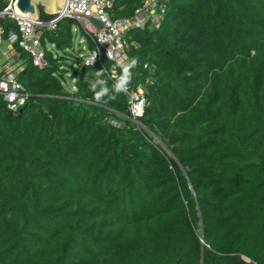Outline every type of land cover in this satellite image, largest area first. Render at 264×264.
I'll return each instance as SVG.
<instances>
[{
    "label": "trees",
    "instance_id": "16d2710c",
    "mask_svg": "<svg viewBox=\"0 0 264 264\" xmlns=\"http://www.w3.org/2000/svg\"><path fill=\"white\" fill-rule=\"evenodd\" d=\"M144 1L114 0L111 19ZM166 6L118 71L145 87L140 126L111 63L82 64L75 20L42 34L43 70L12 46L29 98L0 95V264H264V0Z\"/></svg>",
    "mask_w": 264,
    "mask_h": 264
},
{
    "label": "built area",
    "instance_id": "2783aa9c",
    "mask_svg": "<svg viewBox=\"0 0 264 264\" xmlns=\"http://www.w3.org/2000/svg\"><path fill=\"white\" fill-rule=\"evenodd\" d=\"M16 0H1L0 20L9 19L16 24V29H10L7 38L4 39L6 29L0 25V43L4 40L10 46L18 45L24 52L30 55L35 68L43 70L47 68L46 52L42 46L41 37L46 31H55L62 20H75L85 37L92 41L94 48L83 55L82 64L86 67H94L102 60L111 63L109 77L113 82V90L126 97L130 119L137 122L147 107L145 87L143 84L134 85L129 79L121 78L119 70L135 68L137 60L130 55L132 45L127 41V36L133 30L144 29L147 25L159 28L164 19L170 0H145L142 7L128 19L113 20L110 17L114 0H67L63 11L50 15L48 20H33L29 15L23 16L16 13L14 8ZM83 16V17H81ZM95 18L105 27L104 31L97 32L85 19ZM85 40H81L80 44ZM0 71V95L11 111L20 110L29 98L24 86L19 82L18 75L23 68L17 63L19 56L9 57ZM9 57V58H7ZM144 68H148L145 65ZM102 70H96L95 77L102 75ZM149 82L146 81V84ZM114 126L117 123L112 122Z\"/></svg>",
    "mask_w": 264,
    "mask_h": 264
},
{
    "label": "water",
    "instance_id": "95a60500",
    "mask_svg": "<svg viewBox=\"0 0 264 264\" xmlns=\"http://www.w3.org/2000/svg\"><path fill=\"white\" fill-rule=\"evenodd\" d=\"M67 0H20L14 1V8L16 13L27 16L31 19L39 21L41 18L42 8L47 15H53L64 10ZM83 17V16H81ZM97 32L104 31V25L95 18H85ZM22 113V111H20Z\"/></svg>",
    "mask_w": 264,
    "mask_h": 264
},
{
    "label": "rangeland",
    "instance_id": "374dc122",
    "mask_svg": "<svg viewBox=\"0 0 264 264\" xmlns=\"http://www.w3.org/2000/svg\"><path fill=\"white\" fill-rule=\"evenodd\" d=\"M12 51H13V49H12V46H10L9 42H7L6 40H4V41H2L0 43V71H1L2 64L6 60L5 54L7 53L10 56V55H12ZM83 53H86V52L84 51ZM7 58H9V57H7ZM89 77L90 78H93L94 75L91 74V73H89ZM73 84H74L73 81L71 82L69 79H66L65 86L68 89L72 90Z\"/></svg>",
    "mask_w": 264,
    "mask_h": 264
},
{
    "label": "clouds",
    "instance_id": "9594fccd",
    "mask_svg": "<svg viewBox=\"0 0 264 264\" xmlns=\"http://www.w3.org/2000/svg\"><path fill=\"white\" fill-rule=\"evenodd\" d=\"M97 99H99V96H97Z\"/></svg>",
    "mask_w": 264,
    "mask_h": 264
},
{
    "label": "snow or ice",
    "instance_id": "6c2138e0",
    "mask_svg": "<svg viewBox=\"0 0 264 264\" xmlns=\"http://www.w3.org/2000/svg\"><path fill=\"white\" fill-rule=\"evenodd\" d=\"M20 2L22 3V0H20Z\"/></svg>",
    "mask_w": 264,
    "mask_h": 264
},
{
    "label": "crops",
    "instance_id": "0c3cea01",
    "mask_svg": "<svg viewBox=\"0 0 264 264\" xmlns=\"http://www.w3.org/2000/svg\"><path fill=\"white\" fill-rule=\"evenodd\" d=\"M9 55V54H8Z\"/></svg>",
    "mask_w": 264,
    "mask_h": 264
}]
</instances>
